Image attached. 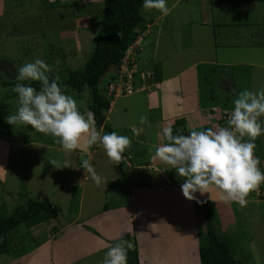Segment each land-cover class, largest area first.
<instances>
[{
  "label": "rangeland",
  "instance_id": "1",
  "mask_svg": "<svg viewBox=\"0 0 264 264\" xmlns=\"http://www.w3.org/2000/svg\"><path fill=\"white\" fill-rule=\"evenodd\" d=\"M166 2L171 11L163 18L158 10L142 8L143 22L136 29L137 37L125 52L124 63H121L124 66L125 63L131 62L127 72H117L118 68L112 69L99 80V88L112 85L113 93H108V88L100 90L109 103L116 99L109 123L113 121L117 134L126 135L129 139L131 136L128 126H125L126 119L129 124L138 125L142 116L152 119L154 114H145L144 107L135 103L134 100L142 98L143 95L121 98L138 92L133 89L130 94L119 93L118 90L123 87L120 82L122 76V80L126 81V74L131 75L128 79L130 84L136 79L145 84L147 80H153V72L156 75H169L177 69L179 71L184 65L187 67L193 58L201 55L200 57L209 60L214 53L216 58L227 62L257 61L264 65V45L263 42L259 44V37L264 40V32L258 38L250 34L251 39H244L245 29L256 26L251 23L255 22L252 20L256 17L264 19L263 3H249L240 7L228 3V7H217L212 0ZM224 6L228 9L230 7L232 12L222 15L221 10H226ZM216 10L218 13H214ZM102 13V0H0V105L5 106L4 123L6 117L16 113L19 105L18 96L12 91L15 84H2L8 80L3 75L2 62H11L16 71L26 63L41 59L52 67L50 77L58 76L62 79L71 70L81 67L88 58ZM208 20L210 31L214 29L213 34L209 29L206 31L200 26L202 21ZM236 20H242L240 23L246 25L237 26L236 29ZM219 27H222L223 36H220ZM262 28L264 29V25ZM225 42L229 44L226 50L222 48ZM214 44L217 45L216 48H213ZM57 60L60 61L58 65L55 63ZM208 68L214 71L209 66H197L199 83L196 98L199 97L204 105L210 106L217 102L223 104L227 110H233L232 102L241 91L255 92L264 88V68L234 64L218 69L216 75ZM221 70H226V78L231 76V79H226L228 83L231 82L228 94L221 89V81L218 78ZM65 94L76 100L81 113L87 111V91H68ZM259 119L264 125V117ZM6 124L9 127V136H0V139H10L12 143L7 158L3 157L0 148V216L9 215L15 207L24 205L27 200L48 201L56 209V216L40 222L42 225L35 227L31 232H26L23 225L17 227L13 248L0 255V264H102L104 257L98 254V240L109 247L125 240L129 233L121 234V237L111 241L107 238L120 232L116 226L124 218L126 222L130 221L144 232V243L137 249L146 254L150 264H198L195 254L199 240L195 211L201 209L199 203L192 206L195 221L190 217V209L186 208L179 198L173 205H168L170 208L164 209V214L160 212L156 216L157 211L152 209V214H142V218H139L136 209L132 207L135 205V198L128 197L131 193L127 190L129 185L126 182L131 180V177L125 175L126 163L114 165L109 162L104 150L96 148L90 162L104 182L99 187L96 186L86 172L89 178L81 192V186L79 189L71 184L74 173L70 171L71 168H63V158L59 151L44 148L42 145L25 149L21 147V142L26 141L28 136L34 141H39L44 136L43 133L27 125ZM145 129L148 130L149 125H145ZM106 133L108 131L105 129L102 135ZM147 136H150L149 141L154 140L153 134L148 133ZM45 137H48L43 139L46 142L55 141L50 139L51 135ZM254 143L255 156L260 160L259 168L264 172V135L258 137ZM134 147L136 144L131 143L124 152L126 157L129 155L128 160L132 158L134 152L131 155L129 153L134 151ZM80 159L79 162L85 158ZM79 171L75 175H78ZM132 178L137 182V178ZM216 194L219 195L217 192ZM252 194H255V191L246 197V206L232 202L214 207L217 215L215 221L218 220L220 227L217 232L229 240L237 264H264V202H256ZM80 196L81 206L78 207ZM115 199L120 200L122 206H127H119L113 210L117 204ZM126 199L128 203L125 204ZM138 206L141 208L138 212L143 213L145 203ZM77 210L79 219L75 218ZM108 210L109 212H105ZM87 218L88 223L82 221ZM201 219L199 216V223L203 228ZM70 221L74 223L68 231L60 233L59 230ZM144 226L146 231L142 230ZM75 229H80L81 236L75 235ZM86 233L94 236L89 239V243L87 240H80ZM101 233L105 234V239ZM90 246L97 249L93 253H85Z\"/></svg>",
  "mask_w": 264,
  "mask_h": 264
},
{
  "label": "clouds",
  "instance_id": "2",
  "mask_svg": "<svg viewBox=\"0 0 264 264\" xmlns=\"http://www.w3.org/2000/svg\"><path fill=\"white\" fill-rule=\"evenodd\" d=\"M143 8L158 10L161 18L171 11L166 0H143ZM55 63L58 65L60 61ZM52 70L41 59L16 70L12 91L18 96L19 106L15 114L6 117V123L31 126L37 132L51 135L65 153L80 147L82 139L87 147L98 144L110 163L119 164L123 153L131 146L129 137L118 135L115 131L102 135L103 128L98 131L95 126V114L89 111L86 116L82 115L76 100L62 91L59 77L50 80ZM28 81L39 82V90L24 83ZM232 103L234 108L227 114L226 127L192 130L188 135L179 132L173 135L171 126L163 129V137L168 142L156 148L153 159L174 169L177 176L184 180L181 191L186 200H195L197 192L203 196L213 190L224 203L235 202L246 206V197L258 191L264 183V172L259 168L260 160L255 156L254 143L264 135V125L259 119L264 117V88L255 92L243 90ZM147 122V117L140 118V124ZM142 131V128L134 129L136 135ZM245 137L248 142H243ZM81 167L96 186L104 182L89 159L82 160ZM63 168H71L70 162L65 161ZM88 178L84 175L83 180ZM256 197L257 201H264L261 194ZM133 248L132 241L120 240L109 247L102 264H127V252Z\"/></svg>",
  "mask_w": 264,
  "mask_h": 264
},
{
  "label": "crops",
  "instance_id": "3",
  "mask_svg": "<svg viewBox=\"0 0 264 264\" xmlns=\"http://www.w3.org/2000/svg\"><path fill=\"white\" fill-rule=\"evenodd\" d=\"M212 2H214L217 5V7L221 5H225L228 7V3L231 4V6L237 5V7L245 6L246 4H249V2L232 3V2H227V0H212ZM255 3L264 4V2H255ZM225 6H224V9H226L225 12H223L222 10L220 12V13H223L222 15H227L229 12L230 13L232 12L230 7L228 9ZM214 13H218L217 10ZM252 21H255L251 23H255L256 26L254 28L253 27L247 28L244 31V34L247 37V38L244 37V39H246L247 41H248V38L251 39L250 34L258 38L259 35L262 32H264V29L262 28L264 25V19L256 17V19ZM240 22H242V20H236V23H239L237 25L236 23L234 24V26H236L235 27L236 29H238L237 26L242 27L246 25V23H240ZM153 25L154 24L152 22L151 26ZM208 25H209V20L202 21L200 23V26L203 27L204 30L207 31V29H209L210 31V28ZM212 26L211 28H213ZM226 27H224L223 30H225ZM219 28H220V36H223L224 34L221 33L223 32L221 30L222 27H219ZM213 30L210 31L212 32L211 34L214 33ZM260 42L261 43L263 42V45H264V40H262V37H259V44ZM215 46L217 47V45L214 44L213 48H216ZM228 47H229V44L225 42L222 48L226 50V48ZM200 56H198L197 58H193L192 61L188 63L187 67H185L184 65L182 66V68H179L180 69L179 71L177 69L172 74L166 75V74L160 73L158 75V80H155V77L153 76L152 77L153 80L152 79L150 81L147 80V83L141 84L140 87H142L141 89L143 90H139L138 92L132 95H129V96L121 97L124 99L126 97H131L133 95H143L142 98L138 97L136 100H134L136 101L135 103H138L139 105L144 107L145 114L147 112H152L151 113L152 115L154 114L153 118L152 119L150 117L147 118L148 122L143 125L140 123L138 125L133 124V123L129 124L128 119L125 118L126 119L125 126L126 125L128 126V132L130 133V136H131L130 138L131 143L136 144V147H134V151L133 150L131 151L130 149L131 151L129 153L130 155L132 152H134L132 155V158L128 160L129 155L128 157H126V155H124L123 153V159L121 162L126 163L125 175L131 177V180L129 179L127 182L125 181L129 185L127 187V190L129 191V193H131L127 195L129 198L131 197H133V199L135 198V205L137 206L132 205V207L136 209V213L138 214L137 216L139 218H142V214H146V215L147 214L149 215V213L152 214L153 213L152 209L153 210L155 209L157 211V213L155 214L156 216H158L157 214H159L160 212L164 214V209L170 208L168 207V205L170 204L173 205L172 203L178 200V198L179 200L181 199L182 204L186 208L190 209V217H192L191 219H193L194 221L195 219H194V214L192 211V206L196 204L197 201H201V202L206 201L208 203V207L211 209V211H213V216L216 218L217 215H216V210L214 207L215 206L218 207L219 205H222V203H224L220 200L219 195L216 194V191H213V190H210L208 193H205L203 196H201L200 193L197 192L195 194V197H196L195 200H192V201L186 200L183 197V194L181 191V185L182 183H184V180L177 176L176 171L174 169H171L169 166L162 163L158 159H153L156 148L164 144L163 143V129L168 126L175 127L174 123L177 120L183 121L184 135L190 134L192 130L203 131V130H206L208 127H213V126L226 127L227 126V122H228L227 113L229 115L230 111L232 110H227L223 104H218L217 102H214L210 106H207L200 102L199 97L196 98V96H198L197 88H198V83H199L198 82L199 75L197 73L199 70L197 69V66L200 65L204 67L205 66L212 67L214 71L211 68H208V69L211 70L212 74L214 75H216L218 69H221L222 67H229V65H234V64H237L240 66H248V67L256 66V68H264V65L262 62L256 61L253 63L251 62L232 63V62H227L225 60L216 58L215 53H214V56L211 57L209 60H206L205 58H202ZM225 73H226V70L225 71L221 70V73H218V78L221 81L220 82V84L222 85L221 89H224L228 94L231 89L230 88L231 82L228 83L226 79L227 80L231 79V76H229V78H226L224 76ZM205 79H207V77H205ZM115 100L116 99H114L113 101L109 103V107L105 114V124L108 125V128H109V129H106L108 133H111L113 131L118 133L115 127H113V124H112L113 121L109 123V118L112 113V109L116 105ZM126 111H127V108L123 111L124 114H126ZM81 114L86 116L87 111ZM145 125H149L148 130L145 129ZM101 128H99L98 131ZM136 128H142L143 131L140 132L139 135H136L134 132V129ZM104 130L105 129L103 128V132ZM148 133L153 134L154 140L152 141L148 140L150 137V136L149 137L147 136ZM45 136L46 135L44 134V136L41 137L39 141H34L32 140L31 136H28L26 138V141L21 142L22 143L21 147L25 149V148H29L32 146L36 147V146L42 145L44 146V148L55 149L56 151H59L62 154V158H63V161H61V164L64 165L65 161H69L71 164L70 171H73L74 173L71 184H73L76 187L78 186L79 189L81 186L80 191L82 192V187L83 185H85L84 183L86 182L83 180L84 175H87V174H86V170L81 167L82 161L79 162V160H81L80 158L82 157L90 160L94 154V150L96 148L102 149V147H100L98 144L93 145L91 147H87L85 140L82 139L80 142V147H78L76 150L72 151L71 153H65L61 151V146L58 143L56 144L55 141L46 142L45 140H43V139H48V137H45ZM50 139H55V138L51 137ZM243 140L244 141L248 140V138L245 137L243 138ZM11 143L12 142L10 139H0V148L3 154V157L6 156L7 158V155L9 154L8 152L11 147ZM3 166H4V163H3ZM78 170H80L78 175H75L76 172H78ZM132 177L137 178V182L133 181L132 179L134 178ZM119 201L120 200L115 201L117 204H115L114 209L112 208L113 210L117 209L119 206L120 207L127 206V205L122 206L123 204L121 205ZM80 202H81V196L78 199V207L81 206ZM46 203L51 205V203H49L48 201ZM126 203H128L127 199L125 200V204ZM132 203H134V201H132ZM144 203H145L146 208L143 209L142 211L143 213H139L138 209L140 208V206H138V204L142 205ZM105 212H109V210ZM75 218H78V210H77V214ZM133 218L134 216L132 215L131 221ZM145 218L147 221V217ZM195 218H197V220L195 221L197 224L199 222V216L196 215ZM82 221H86V223H88L89 218L84 219V220L82 219ZM216 221H217V224H219L217 219ZM73 223L74 221H70L68 224H66V226H64V228L62 227V229L59 230V232L61 233L63 231L64 232L68 231L69 227H71ZM40 225L42 224H37L27 229L26 232H31L32 229ZM116 228H119L120 232H118L117 235L113 234L114 236L107 237L108 240L111 241L112 239L114 240L117 237H121V234L126 235V233H129L127 234L129 236L126 235L125 240H130L134 244V247L136 248V251H137L138 264L140 263L150 264L148 262V257H145L146 254L145 253L143 254L142 250L137 249L139 246H142L144 243V240H142V237H144L143 235L144 232L140 231V227L137 228V226L132 225L130 221L126 222L124 218L123 220L118 222V226H116ZM142 230L146 231V226H144V229ZM219 230H220V227H219ZM147 232H148V228H147ZM79 233H80V229H75V235L81 236ZM100 235L105 239L104 237L105 234L101 233ZM90 238H94V236L91 235L90 233L89 234L86 233V235L82 236L80 240L82 242L87 240V242L89 243ZM98 241H100V243L97 245V248L99 247L101 250V251L100 250L98 251L99 252L98 254H101V257H105V254L109 249L108 248L109 245H107L101 240H98ZM85 248L87 247L85 246ZM97 248H91L90 246V248H88L84 252L86 253L87 251L88 253H93L95 249ZM195 254L197 256V249H196Z\"/></svg>",
  "mask_w": 264,
  "mask_h": 264
},
{
  "label": "trees",
  "instance_id": "4",
  "mask_svg": "<svg viewBox=\"0 0 264 264\" xmlns=\"http://www.w3.org/2000/svg\"><path fill=\"white\" fill-rule=\"evenodd\" d=\"M232 3H255L264 0H227ZM103 13L99 26L92 40V51L81 67L68 72L64 78L59 79L62 91L82 93L87 91L86 108L87 112L95 114V126L109 129L105 124V114L109 107V100L101 94L106 86L99 88V80L109 70H116L124 57L125 52L137 37L136 29L143 22L142 8L143 0H102ZM155 80L158 75L153 72ZM52 77H50L51 80ZM37 90L39 82H24ZM4 86H12L15 80H6ZM139 79L132 80V89L141 86ZM17 96V94H15ZM5 106L0 105V136H9V127L4 120ZM173 135L179 132L184 135L183 121L177 120L174 123ZM27 127V126H26ZM31 128V126H28ZM168 141L163 137V143ZM248 142V140H243ZM255 142V141H254ZM261 183L259 190L263 187ZM252 193V192H251ZM257 201L255 194H252ZM260 198V196L258 197ZM201 209L195 213L202 217L197 223L198 246L197 257L199 264H237L234 259L229 240H226L221 233L213 211L208 207L206 201L201 202ZM56 209L50 204L41 201L27 200L24 205L15 207L9 215L0 216V255L8 253L13 248V240L17 227L23 225L27 229L39 224L45 219L55 218ZM217 230H219L217 232ZM127 264H138L137 251L134 247L127 252Z\"/></svg>",
  "mask_w": 264,
  "mask_h": 264
},
{
  "label": "built area",
  "instance_id": "5",
  "mask_svg": "<svg viewBox=\"0 0 264 264\" xmlns=\"http://www.w3.org/2000/svg\"><path fill=\"white\" fill-rule=\"evenodd\" d=\"M121 63L123 64L124 63V61H123V59L121 60ZM130 64H131V62H127V63H125V65L124 66H122L121 64H120V66L118 67V70H117V72L119 71V72H127V69L129 68V66H130ZM122 74V73H121ZM124 74V73H123ZM126 76H127V80L126 81H123L122 79H124V76H122L121 77V85H123V87L121 88V89H119L118 91H119V93L121 92V93H124V94H130V92H132V91H134L133 89H132V87H131V84H130V80H128V79H130V77H131V75H129V74H126ZM120 85V86H121ZM114 86H115V84H114ZM107 88H108V93H113V91H112V85L110 84V85H107ZM106 88V89H107ZM135 90H137V91H139V90H141V88H137V89H135ZM123 91V92H122ZM255 194H256V196H258V195H262V196H264V186L261 188V190H259L258 189V191H255Z\"/></svg>",
  "mask_w": 264,
  "mask_h": 264
},
{
  "label": "water",
  "instance_id": "6",
  "mask_svg": "<svg viewBox=\"0 0 264 264\" xmlns=\"http://www.w3.org/2000/svg\"><path fill=\"white\" fill-rule=\"evenodd\" d=\"M3 72L10 81L15 80L16 71L13 64L7 60L3 61Z\"/></svg>",
  "mask_w": 264,
  "mask_h": 264
},
{
  "label": "flooded vegetation",
  "instance_id": "7",
  "mask_svg": "<svg viewBox=\"0 0 264 264\" xmlns=\"http://www.w3.org/2000/svg\"><path fill=\"white\" fill-rule=\"evenodd\" d=\"M2 66H3V62H2V64H1ZM2 72H3V69H2ZM4 73V72H3ZM3 75H5V74H3Z\"/></svg>",
  "mask_w": 264,
  "mask_h": 264
}]
</instances>
